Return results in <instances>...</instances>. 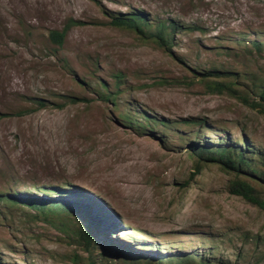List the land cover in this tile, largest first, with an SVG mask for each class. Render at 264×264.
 Masks as SVG:
<instances>
[{
	"label": "rangeland",
	"instance_id": "1",
	"mask_svg": "<svg viewBox=\"0 0 264 264\" xmlns=\"http://www.w3.org/2000/svg\"><path fill=\"white\" fill-rule=\"evenodd\" d=\"M135 10L205 31L177 30L166 51L109 23ZM69 19L80 23L54 46L50 31ZM257 37L264 39V0H0V114L7 113L0 116V193L47 201L67 195L41 187L90 194L114 211L109 238L144 256L197 252L235 261L241 253V264H264V209L229 194L226 173L210 166L181 186L192 167L187 138L217 141L218 130L235 138L244 130L264 147V115L192 79V70L212 66L244 73L243 83L264 76V53L244 49ZM119 72L128 87L121 111L145 109L169 126L137 130L99 99L96 84H111ZM37 98L49 103L38 107ZM7 206L0 200V264L88 257L75 243L83 224L74 214H39L21 201Z\"/></svg>",
	"mask_w": 264,
	"mask_h": 264
},
{
	"label": "trees",
	"instance_id": "2",
	"mask_svg": "<svg viewBox=\"0 0 264 264\" xmlns=\"http://www.w3.org/2000/svg\"><path fill=\"white\" fill-rule=\"evenodd\" d=\"M80 23L77 20L69 19L62 29H53L49 33L50 42L57 47H62L67 39L68 33ZM119 27H127L138 33L154 38L158 47L170 51L175 46V33L180 30L184 33L196 30L205 31V27L199 23L180 22L174 18L166 17L163 19H153L147 12L135 10L125 16H117L109 22ZM244 49L250 53H264V39L257 37L244 43ZM193 81H201L204 86L212 92L228 94L239 99L248 107L258 110L264 115V76L251 75L249 83H243L244 73H238L222 67L212 66L209 69L192 70ZM114 79L111 84L100 81L96 84V92L100 100L110 103L117 110H120L119 117L123 124L132 126L135 129H147L156 131L157 127H167L170 122L164 118H156L145 109L127 112L121 111L119 105L120 96L126 90L127 85L122 73L111 75ZM241 76V77H240ZM191 81V82H193ZM245 86V87H243ZM74 103L79 100L77 97H67ZM38 107H44L49 103L46 99H34ZM53 105L62 106L63 103L50 102ZM32 110L26 108L16 112L22 115ZM136 112L142 119L135 118ZM7 113L0 114L5 116ZM133 114V115H132ZM201 124V127H208L202 120H194ZM223 137L217 141L201 139H186L185 155L192 162L191 171L188 177L182 181L181 186H185L190 178L203 172L207 167L217 166L229 176L226 190L229 194L237 196L247 203L260 209H264V147L255 146L251 136L244 132L238 137H231L229 131L218 130ZM157 133L166 136L164 132ZM197 135L200 131L196 132ZM184 136V135H183ZM41 190L60 192L67 195L58 199L48 201L38 197L17 198L9 193H0V200L4 203L23 202L35 208L39 214H74L83 224L82 228L76 232L75 243L81 245L88 252V257L83 259L77 252L71 254L69 258L73 264H241V253H237L235 261H223L212 259L205 254L189 253L181 256L164 255L161 252L153 256H144L133 246L115 242L110 237L114 232L118 221L114 211L104 206L101 200L82 192H74L63 187H52ZM8 208V206H7ZM6 208V209H7ZM105 241V249H102L100 257H96L95 250L98 243Z\"/></svg>",
	"mask_w": 264,
	"mask_h": 264
}]
</instances>
